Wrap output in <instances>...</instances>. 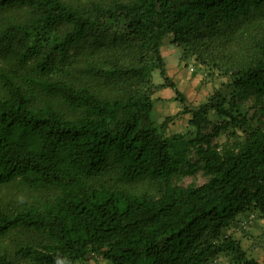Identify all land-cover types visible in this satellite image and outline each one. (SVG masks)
Segmentation results:
<instances>
[{"label": "trees", "instance_id": "obj_1", "mask_svg": "<svg viewBox=\"0 0 264 264\" xmlns=\"http://www.w3.org/2000/svg\"><path fill=\"white\" fill-rule=\"evenodd\" d=\"M17 8L26 19L0 31V53L17 46L13 67L0 69V187L57 195L41 209L0 212V237L22 229L40 238L17 247L13 260L0 254V264H75L92 255L107 264H264L224 233L251 211L264 219V45L231 71L207 62L227 76L229 96L215 92L196 108L167 77L161 53L170 35L179 47L198 41L222 53L264 0H0V11ZM77 56L102 90L52 76L58 60ZM153 70L190 114L189 130L169 140L151 116ZM29 90L69 114L32 107ZM221 131L234 138L217 146ZM109 164L119 182L151 181L155 196L96 187L91 181ZM198 169L203 184H174Z\"/></svg>", "mask_w": 264, "mask_h": 264}, {"label": "rangeland", "instance_id": "obj_2", "mask_svg": "<svg viewBox=\"0 0 264 264\" xmlns=\"http://www.w3.org/2000/svg\"><path fill=\"white\" fill-rule=\"evenodd\" d=\"M61 1L80 6L89 0ZM94 1L107 5L112 0ZM25 15L26 12L20 8L0 11V31L8 24H21L26 19ZM238 24L237 28L233 29V32L228 35V39L222 45L224 49L222 53L220 51L218 53L217 47L211 50L201 45L198 41H192L186 47H179L173 42L171 35L164 38L161 53L165 62L166 75L185 97L186 105L189 108H196L198 105L206 102L215 92L227 97L229 96L227 76L222 71H219L218 67L228 68L231 71L243 64L253 62L259 56L260 48L264 45V10L251 13L244 21ZM15 49H17V46L12 45L9 51H2L0 53V69L13 67L14 64H12L11 58ZM212 60L217 61L218 67H210V63L207 62H214ZM52 76L66 80V82L75 86L87 87L94 93L102 90L94 79L84 73L83 60L79 56L71 64H69V60L63 63H60L58 60L56 67L53 69ZM150 81L154 90V104L151 116L160 135L164 139L169 140L186 133L189 130L188 121L190 114L182 113V106L175 99V95L169 87L160 88L164 84V81L158 70H153L150 73ZM29 94L32 107H40L48 103L64 116L69 114L63 104L54 98L44 97L32 90H29ZM0 96H2L1 91ZM246 104L248 107L252 106L251 101L246 102ZM209 117L212 122H217L215 114L211 113ZM164 122L166 124L163 125ZM237 135H240V133H237ZM233 138L229 132L221 131L213 139V144L220 146L225 142L232 141ZM189 159H194L192 151L189 153ZM206 180L207 178L202 170L198 169L192 175L175 179L174 184L187 187L201 185ZM91 183L96 187H104L124 193L140 194L147 192L152 196L156 194L155 186L151 181L119 182L116 177V167L112 164H109L103 173L95 180H92ZM56 195L57 192L52 188L29 189L19 183L0 187V212L14 215L28 208L41 209L44 205L50 204ZM248 217L250 221L254 220L250 226L251 228L256 227L257 224H264V222L260 221L262 218L254 211H251L249 214L239 217L224 233L239 240L248 256L253 258L249 251L255 249L256 246L261 248V242L256 241L259 232L257 234V231L253 233L242 225L243 221ZM39 239L31 231L22 229L10 231L0 237V254H5L13 260L15 259L14 251L17 247L36 244L39 242ZM89 260H92V262ZM222 261V257H217L210 264H221ZM87 262L88 264H107L105 260L95 255L90 256L85 262L80 261L75 264H87Z\"/></svg>", "mask_w": 264, "mask_h": 264}, {"label": "crops", "instance_id": "obj_3", "mask_svg": "<svg viewBox=\"0 0 264 264\" xmlns=\"http://www.w3.org/2000/svg\"><path fill=\"white\" fill-rule=\"evenodd\" d=\"M249 213H246V214H249ZM246 214L240 215L239 217L245 216ZM253 221H250V218L248 217L245 221H243L242 225L245 227V229L251 230L253 233H255V231H257L256 234L259 232L258 233V238H257L256 241L257 242H261V246H260L261 248H258L256 246L257 248L255 247V249H251V251H249V252L252 254V257L255 260L261 262V261H264V224H262V225H258L257 224L256 227L251 228L250 226H251ZM260 221L264 222V219H262ZM262 236H263V238H261ZM89 261L92 262V260H89ZM88 262H87V264H88Z\"/></svg>", "mask_w": 264, "mask_h": 264}]
</instances>
